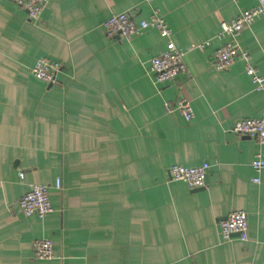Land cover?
<instances>
[{
    "label": "crops",
    "instance_id": "obj_1",
    "mask_svg": "<svg viewBox=\"0 0 264 264\" xmlns=\"http://www.w3.org/2000/svg\"><path fill=\"white\" fill-rule=\"evenodd\" d=\"M255 5L47 0L33 23L0 0V264H264V170L251 182L264 147L231 132L237 120L264 118V88L246 75L252 67L264 79V17L236 38L248 60L212 66L226 42L220 23ZM121 13L135 23L162 17L186 76L155 84L150 60L167 40L154 29L108 38L103 22ZM41 59L60 65L56 83L31 75ZM180 99L191 122L164 110ZM203 163L201 189L169 179L170 166ZM32 185L50 187L53 212L41 220L18 211ZM235 211L247 214L248 241L223 242L220 222ZM34 240L50 241L55 258L36 260Z\"/></svg>",
    "mask_w": 264,
    "mask_h": 264
},
{
    "label": "built area",
    "instance_id": "obj_2",
    "mask_svg": "<svg viewBox=\"0 0 264 264\" xmlns=\"http://www.w3.org/2000/svg\"><path fill=\"white\" fill-rule=\"evenodd\" d=\"M47 0H11L19 9L27 13L30 22L37 23L46 6ZM264 17V0H256V5L249 10L242 11L235 19L229 22L220 23V31L217 38H225L226 42L215 51L213 56V69L216 72L228 70L237 58L248 60L247 51L240 49L236 38L244 29H249L253 22ZM102 29L108 38H122L129 40L134 35H139L147 29L156 30L159 35L166 39L165 49L156 57L150 60V72L153 82L157 85L172 82L179 75H185L186 66L183 61L184 52L178 49L170 40L171 29L162 17L156 13L149 19L135 23L132 18L121 13L112 15L102 24ZM208 42L193 44L187 51L203 50ZM60 65L46 59H41L35 63L30 70L31 75L37 81L46 84H54L57 81ZM246 75L250 78L256 91L264 88V79L257 75L252 67H247ZM166 112L178 111L185 121L191 122L194 113L190 103L185 99L177 101L175 106L165 102ZM231 132L246 137L264 147V118L261 119H241L235 121ZM210 169L208 163H203L197 167H183L173 165L168 168V176L171 181L182 182L191 190L201 189L205 186L206 178ZM253 177L251 182L255 185L261 184V176L264 170V155L258 154L251 163ZM22 179L23 175L20 174ZM54 188L61 189L59 179H56ZM50 187L44 185H32L27 193L22 196L18 203V211L25 218L43 219L53 212L49 201ZM219 236L221 241L228 242L234 238L246 242L248 241L247 214L244 211H235L229 214L220 222ZM33 257L40 261H50L55 258L52 243L48 240H34L31 243Z\"/></svg>",
    "mask_w": 264,
    "mask_h": 264
},
{
    "label": "water",
    "instance_id": "obj_3",
    "mask_svg": "<svg viewBox=\"0 0 264 264\" xmlns=\"http://www.w3.org/2000/svg\"><path fill=\"white\" fill-rule=\"evenodd\" d=\"M207 179V178H206Z\"/></svg>",
    "mask_w": 264,
    "mask_h": 264
}]
</instances>
